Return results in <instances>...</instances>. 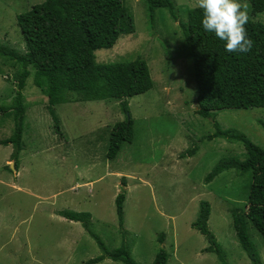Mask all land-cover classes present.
I'll return each instance as SVG.
<instances>
[{
  "label": "rangeland",
  "instance_id": "rangeland-1",
  "mask_svg": "<svg viewBox=\"0 0 264 264\" xmlns=\"http://www.w3.org/2000/svg\"><path fill=\"white\" fill-rule=\"evenodd\" d=\"M43 1L0 0V45L24 51L18 15ZM123 1L134 31L121 35L112 48L97 50V60L140 56L155 84L129 100L134 138L123 143L115 159L107 150L113 126L126 117L119 100L56 104V122L30 66L21 91L24 112L15 104L22 66L0 54V141L18 128L23 138L18 159L11 143L0 144V264H88L101 255L97 240L80 221L62 216L63 210L90 212V229L107 248L126 245L139 263L152 264L164 248L167 264H225L217 252L207 251L211 243L192 226L202 201L211 204L209 227L225 261L255 264L239 236L237 212L264 264V239L245 214L251 174L229 169L206 181L220 159L246 157L240 141L209 138L216 125L243 132L264 148V107L204 113L179 20L159 8L152 24L145 0ZM174 1L179 19L186 20L195 0ZM257 19L264 22V12ZM122 191L121 227L115 200ZM97 264L124 263L106 258Z\"/></svg>",
  "mask_w": 264,
  "mask_h": 264
},
{
  "label": "trees",
  "instance_id": "trees-1",
  "mask_svg": "<svg viewBox=\"0 0 264 264\" xmlns=\"http://www.w3.org/2000/svg\"><path fill=\"white\" fill-rule=\"evenodd\" d=\"M249 21L246 25L253 48L248 53H229L225 42L202 26V10L189 9L186 20L179 19L174 0H145L150 21H155L156 11L166 9L179 26L187 55L192 62L195 92L200 109L206 113L223 109H248L264 107V22L257 19L264 12V0H247ZM18 25L25 43L24 51L0 45V54L17 61L22 66L15 104L25 112L22 90L34 71V83L48 97L50 113L58 122L56 104L68 101L119 100L126 117L117 122L111 132L107 157L115 159L124 142L134 138L129 100L154 87L148 62L142 57L134 60L99 62L96 52L112 48L121 35L134 31L133 16L123 0H44L29 11L18 15ZM24 98V97H23ZM17 108V109H18ZM210 139L224 138L240 141L246 149V157L237 156L220 159L207 174L212 182L229 169L250 173L251 182L246 202V217L252 227L264 239V148L252 141L245 133L235 129H222L216 125ZM20 128L0 144H12V156L18 159L23 149ZM197 147L189 150L194 155ZM16 169L17 163L15 162ZM125 182V179H124ZM126 193L116 197V211L121 227L124 225V202ZM211 204L202 201L197 219L192 223L211 245L207 251L223 250L209 227ZM60 214L70 220L80 221L97 240L103 253L89 259L88 264H97L106 258L124 264L137 262L126 245L109 250L101 237L90 229L91 213L63 210ZM236 225L243 246L255 264H261L252 244L241 228L240 217L235 212ZM164 241V235L160 242ZM169 253L161 248L152 264H167Z\"/></svg>",
  "mask_w": 264,
  "mask_h": 264
},
{
  "label": "clouds",
  "instance_id": "clouds-1",
  "mask_svg": "<svg viewBox=\"0 0 264 264\" xmlns=\"http://www.w3.org/2000/svg\"><path fill=\"white\" fill-rule=\"evenodd\" d=\"M193 10H202V26L225 42L229 53H248L253 40L248 36L246 25L249 21L246 0H195Z\"/></svg>",
  "mask_w": 264,
  "mask_h": 264
},
{
  "label": "water",
  "instance_id": "water-1",
  "mask_svg": "<svg viewBox=\"0 0 264 264\" xmlns=\"http://www.w3.org/2000/svg\"><path fill=\"white\" fill-rule=\"evenodd\" d=\"M13 168H14V169H16V167H15V166H14Z\"/></svg>",
  "mask_w": 264,
  "mask_h": 264
}]
</instances>
